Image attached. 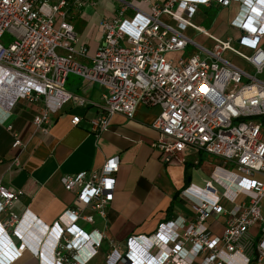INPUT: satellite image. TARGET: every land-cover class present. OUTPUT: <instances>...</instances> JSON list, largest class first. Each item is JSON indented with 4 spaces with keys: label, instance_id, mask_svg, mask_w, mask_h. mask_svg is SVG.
<instances>
[{
    "label": "built area",
    "instance_id": "built-area-1",
    "mask_svg": "<svg viewBox=\"0 0 264 264\" xmlns=\"http://www.w3.org/2000/svg\"><path fill=\"white\" fill-rule=\"evenodd\" d=\"M87 1L76 0V5L82 8ZM118 1L116 16L101 24V45L90 64H84L80 58H87L88 51L76 47L69 0H0V126L13 133V147L18 148L19 135L8 124L18 102L43 103L33 120L42 135L49 133L54 116L68 103L92 105L67 90L71 77L106 91L103 113L90 121L97 136L110 130L115 115L134 118L139 104L160 108L152 124L159 133L153 148L165 163H183L185 154L193 151L219 158L221 164L204 188L183 191L193 205L194 220L180 218L161 224L150 237L131 238L125 256L112 243L106 263L264 264V82L258 78L264 72V48L259 47L264 40V6L259 15L255 13L259 0ZM232 2L240 4L232 26L242 34L239 44L252 55L241 53L233 39L216 38L192 22L201 7L216 3L227 8ZM189 29L206 36L213 47L196 44L186 36ZM228 52L244 59L254 74L226 60ZM80 122L79 117L72 121L76 126ZM119 170L116 157L100 171L64 176L62 185L76 194L78 206L52 227L38 226L34 243L27 248L40 252L46 264L93 260L104 236L87 233L77 223H94L91 213L107 219ZM20 195L0 186V214H8L5 222L0 221V232L7 234L22 225L25 216L10 212ZM214 217L225 219L222 237L205 225ZM0 244L12 260L20 257L16 248ZM2 260L0 264L10 262Z\"/></svg>",
    "mask_w": 264,
    "mask_h": 264
},
{
    "label": "crops",
    "instance_id": "crops-1",
    "mask_svg": "<svg viewBox=\"0 0 264 264\" xmlns=\"http://www.w3.org/2000/svg\"><path fill=\"white\" fill-rule=\"evenodd\" d=\"M69 2L71 22L78 35L76 47L80 49L83 46L88 51V57L80 58V61L90 64L89 58L96 54L104 38L101 24L116 16L120 2L88 0L82 8L76 5V0ZM135 5L148 9L145 5L142 7V4ZM215 6L225 8L216 3L205 8ZM258 6L260 8L255 13L260 15L264 0H259ZM227 8L233 10L230 27L224 30L222 36L211 35L222 40L233 39L237 49L242 48L246 55H252V50L239 44L242 34L232 26V22L240 14V4L232 2ZM198 13L192 22L204 29L196 19ZM259 47L264 48V40ZM225 59L245 73H253L252 66L244 59L240 58L249 71L230 59ZM259 79L264 82V78ZM66 88L69 92L86 98L92 105L77 107L72 102L68 103L54 116L47 135L36 132L33 124L35 116L44 107L43 103L31 105L21 101L13 109L8 124L19 135L21 147L14 148L13 133L8 131L6 125L0 126V186L12 193L21 194L10 212L20 218L25 216L17 229L8 230L7 234L0 232L4 237L0 241L16 248L20 254L17 260H12L11 253L4 248L0 250L1 262L3 258L5 262L10 261L8 264H46L45 258L40 257V252L36 254L27 246L34 243L33 235L38 233V226L52 227L67 210L78 206L76 194L67 191L62 185L64 176L100 171L108 160L116 157L120 159L114 200L108 208L107 219L88 211L94 216V223H77V227L87 233L98 231L104 236L100 253L88 264H107L106 256L111 251L112 243L118 245L121 254L125 256L131 238L150 237L161 224L180 218L194 220L193 205L183 196V191L190 186L204 188L214 169L221 164L215 165L213 156L193 151L185 154L183 163H165L161 153L153 148L159 133L152 128V124L160 115L161 109L144 104H139L132 119L115 115L111 119L110 130L97 136L92 132L90 121L103 113L105 89L75 77L69 78ZM76 117L81 118L77 126L72 123ZM7 219L8 214H0V221L5 222ZM205 225L213 235L223 236V217L211 218ZM0 247L2 248L1 244ZM195 264H200V260Z\"/></svg>",
    "mask_w": 264,
    "mask_h": 264
},
{
    "label": "rangeland",
    "instance_id": "rangeland-1",
    "mask_svg": "<svg viewBox=\"0 0 264 264\" xmlns=\"http://www.w3.org/2000/svg\"><path fill=\"white\" fill-rule=\"evenodd\" d=\"M141 6L143 7V5ZM232 11H233L232 9L219 8L217 6L211 9L201 7L196 19H198L197 21L204 29H206V31H208V33L222 36V34H224V30H227L230 27L229 24L233 16ZM192 31L193 30H189L188 32H186V36L194 40L196 44L204 46L208 49H211L213 47V43L206 36L200 34L198 35L194 33V31L193 32ZM192 48L193 47H191L190 50H192ZM239 51L246 55V51L244 49L239 48ZM189 53L190 51L186 52L185 55L187 56ZM170 56L174 58H179L178 54H173ZM225 58L230 59L233 63L238 64V66L249 71V68L245 64L244 60L240 59L239 57H236L231 53H227L225 54ZM252 74H254V71ZM258 78H264V75L262 76L261 74L258 76ZM263 143H264V128H263ZM213 160H215V165H217V163L218 164L221 163V160L219 158L215 157V159Z\"/></svg>",
    "mask_w": 264,
    "mask_h": 264
},
{
    "label": "trees",
    "instance_id": "trees-1",
    "mask_svg": "<svg viewBox=\"0 0 264 264\" xmlns=\"http://www.w3.org/2000/svg\"><path fill=\"white\" fill-rule=\"evenodd\" d=\"M263 126H264V118H263Z\"/></svg>",
    "mask_w": 264,
    "mask_h": 264
},
{
    "label": "bare ground",
    "instance_id": "bare-ground-1",
    "mask_svg": "<svg viewBox=\"0 0 264 264\" xmlns=\"http://www.w3.org/2000/svg\"><path fill=\"white\" fill-rule=\"evenodd\" d=\"M3 234V233H2ZM137 264H139V263H137Z\"/></svg>",
    "mask_w": 264,
    "mask_h": 264
}]
</instances>
